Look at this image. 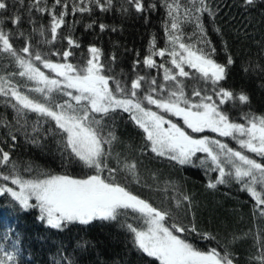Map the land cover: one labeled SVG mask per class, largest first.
Listing matches in <instances>:
<instances>
[{
	"label": "snow or ice",
	"instance_id": "6c2138e0",
	"mask_svg": "<svg viewBox=\"0 0 264 264\" xmlns=\"http://www.w3.org/2000/svg\"><path fill=\"white\" fill-rule=\"evenodd\" d=\"M11 4L18 8L9 12V0H0V56L16 70L0 75V97L15 115L12 120L0 117V128L13 147L20 134L38 146L51 137L66 166L79 165L87 171L74 176L34 171L30 164L21 169L12 153L0 147V197H10L25 212L38 210V220L59 232L96 224L121 230L128 242L124 264H239L230 247L239 239L236 236L223 245L217 242L216 247L198 246V241L217 237L200 230L190 195L180 192L174 206L169 202L164 207L129 187L149 186L141 173V158L149 155L182 167H200L216 173L208 189L239 185L254 201L253 214L264 224V115L244 111L240 121L229 115L232 108L249 106L251 100L247 93L234 92L222 83L235 60L226 41H222L225 62L215 58L217 48L205 26L206 19L215 22L217 16L210 0H163L165 46L158 48L153 36L147 54L142 59L135 54L127 79L115 72L116 55L106 58L95 44L73 62L81 48L72 34L79 21L69 23L68 18L119 11L139 14L147 23L158 3L11 0ZM240 5L248 12L264 7L258 0H240ZM44 17L47 22L42 24ZM6 21L13 27L6 29ZM187 25L192 26L190 33L185 31ZM83 27L101 33L117 30L95 19ZM212 30L221 34L220 28ZM257 67L264 72V67ZM153 70L155 75L150 74ZM121 114H127L139 130L138 153L135 147L123 154L115 151L114 145L122 146L115 128ZM220 138L235 141L238 148ZM23 172L33 175L26 177ZM149 179L150 187L167 191L169 182L160 188L159 177L151 174ZM181 213L187 224L179 219ZM249 234L255 247L249 264H264V228L244 235ZM12 248L8 251L0 244V264H17L15 243Z\"/></svg>",
	"mask_w": 264,
	"mask_h": 264
},
{
	"label": "trees",
	"instance_id": "16d2710c",
	"mask_svg": "<svg viewBox=\"0 0 264 264\" xmlns=\"http://www.w3.org/2000/svg\"><path fill=\"white\" fill-rule=\"evenodd\" d=\"M9 12L18 8L12 5ZM29 0H25L28 3ZM51 2V0H49ZM149 3H158L157 10L148 15L147 23L139 14L134 12L124 15L119 11L101 14L95 12L91 18L69 17V23L75 24L73 35L79 38L81 48L73 62L81 59L79 53L86 51L90 44L102 48L105 57L115 54L117 57L114 69L121 79L131 76V65L136 59V53L142 59L147 54L149 43L154 36L156 46L164 47L165 32L164 22L167 19L163 0H148ZM217 10L215 22L205 20V26L209 29L210 38L217 48L216 59L220 63L225 62V51L222 41H226L228 48L235 60L229 67L228 79L222 82L224 87L234 92H245L249 95V106L232 108L229 115L232 119L240 121L244 111H251L258 115H264V72L257 65L264 67V55H261V44H264V7H258L255 11H245L240 5V0H210ZM264 3V0H258ZM95 19L97 23H105L117 30L115 32H99L85 30L83 24ZM40 23H46L47 18H41ZM7 21L5 28H12ZM30 30V26L25 25ZM220 28L218 35L212 29ZM192 26L185 27L186 32H191ZM16 46L20 47L19 39ZM58 59V58H54ZM159 62V58H157ZM248 68L245 72L243 69ZM10 61L0 56V75H7L15 71ZM143 74V73H141ZM151 75H155L153 70ZM16 79H19L18 77ZM159 79V78H158ZM3 97H0V117L12 120L14 111L4 105ZM47 127V125H45ZM116 133L122 141L121 145H114L115 151L125 153L130 147H135L137 153L142 144L139 130L128 120L127 114H121L115 121ZM215 136L213 133H204ZM233 148H238L235 141L228 138H220ZM0 147H5L12 153V157L23 169L26 165L36 169H42L51 173H63L74 176L83 175L87 170H82L79 165L66 166L61 160V154L56 142L51 137H45L40 145L29 142L22 134L18 135L15 147L5 136V130L0 128ZM142 159V182L149 186L129 185L130 189L148 199L157 206L168 207L169 202L174 206L175 197L180 192L192 197L197 223L201 231L211 232L217 237L216 241H198L202 249L216 247L231 241L236 236L237 241L230 245L239 264H249V256L255 251L252 235L245 233L256 232L264 228L262 218L254 215V201L240 190L235 183L220 185L216 190L208 189L207 183L214 179L216 173H206L203 168L192 166H178L163 159ZM30 177L33 173L23 172ZM151 174L159 177L160 188L169 182L167 191H161L156 187H150ZM174 186V187H173ZM179 219L187 224L188 219L181 213ZM86 243L84 248L79 245ZM13 243L16 245L17 264H124L128 242L125 234L112 226L96 224L88 226H72L70 230L59 232L49 229L38 220V210H21L10 197H0V244L8 251H13Z\"/></svg>",
	"mask_w": 264,
	"mask_h": 264
},
{
	"label": "rangeland",
	"instance_id": "374dc122",
	"mask_svg": "<svg viewBox=\"0 0 264 264\" xmlns=\"http://www.w3.org/2000/svg\"><path fill=\"white\" fill-rule=\"evenodd\" d=\"M206 135V134H205Z\"/></svg>",
	"mask_w": 264,
	"mask_h": 264
}]
</instances>
